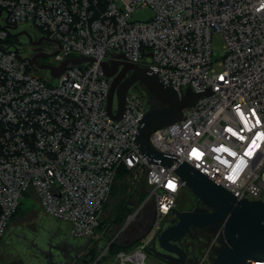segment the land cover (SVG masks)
I'll return each instance as SVG.
<instances>
[{
    "label": "built area",
    "instance_id": "1",
    "mask_svg": "<svg viewBox=\"0 0 264 264\" xmlns=\"http://www.w3.org/2000/svg\"><path fill=\"white\" fill-rule=\"evenodd\" d=\"M141 9L152 16L133 19ZM214 34L224 40L217 66ZM38 54L46 55L40 64L55 67L69 58L93 60L70 62L56 77L30 64ZM116 59L152 70L180 97L188 88L200 94L180 120L150 133L154 149L176 158L173 166L151 161L137 145L149 108L134 85L122 117L108 113L112 79L102 63ZM179 162L238 199L264 203V0H0V242L30 196L45 214L69 222L74 237H94L126 168L144 176L155 204L147 239L116 256L118 264H138L185 186ZM213 251L211 244L200 264H211Z\"/></svg>",
    "mask_w": 264,
    "mask_h": 264
},
{
    "label": "water",
    "instance_id": "2",
    "mask_svg": "<svg viewBox=\"0 0 264 264\" xmlns=\"http://www.w3.org/2000/svg\"><path fill=\"white\" fill-rule=\"evenodd\" d=\"M40 57H46V55H36L29 61L30 64H35L40 69H50L56 77L61 75L70 62L93 60L87 57L69 58L60 67H55L40 64L37 60ZM102 67L104 74L112 79L107 109L113 119L119 120L122 117L127 92L139 81L144 83L149 92L164 104L163 107L149 108L146 111L139 125L136 142L141 153L149 157L151 161L168 167L173 166L176 158L154 149L149 141L150 133L180 120L183 109L192 105L200 94L188 88L186 94L180 97L172 87L165 86L152 70L123 60L104 61ZM115 99L116 113L113 112ZM175 171L185 182V186H188L195 194L197 202L192 210L181 211L176 207L173 209L172 212L177 221L159 234L157 243L161 250L155 242L148 252L168 264H186V252L177 240L186 234L191 225L201 227L220 220L226 244L217 250L211 264H248L250 260L264 259V203L262 201L238 199L229 190L216 184L187 162H179ZM200 201L211 206L213 210L199 212L198 202ZM150 228L151 226L146 232ZM48 264H55V262L50 258Z\"/></svg>",
    "mask_w": 264,
    "mask_h": 264
},
{
    "label": "rangeland",
    "instance_id": "3",
    "mask_svg": "<svg viewBox=\"0 0 264 264\" xmlns=\"http://www.w3.org/2000/svg\"><path fill=\"white\" fill-rule=\"evenodd\" d=\"M151 16V10L141 9L133 14V19L145 20ZM19 40L23 45L26 43L25 36H20ZM212 46L214 50V66H217L224 55V40L220 34L213 35ZM30 72L34 76H40V72L35 70H30ZM42 74L47 77L50 72L45 70ZM53 82H57V80L54 79ZM134 86L144 95L146 102L149 103L150 100H153L152 96L154 95L149 92L144 83L139 81ZM129 180H131L132 185V190L129 192L132 191V195L128 197L130 200L128 206L131 210L125 215L124 219L126 220V216L132 211L141 208L139 217L126 226L123 229L125 230L124 232L119 233V230H122L125 224V220L123 219L120 224L110 223L113 208L109 204L116 202V197L111 193L99 214V224L96 229L98 236L92 241L95 242L94 246L90 248L87 245L83 262L81 260L78 262L80 258L78 256L85 246L83 244L85 238L74 237L71 234L69 222L45 214L38 199L30 196L24 200L22 204L23 210H20L11 220L7 233L0 242V264H48L49 259L46 255L49 253L54 255L55 264H88L85 262L87 258L92 254L95 255V259L99 258L106 252L108 245L112 241L121 245L134 240V238L138 239L135 240L137 242L145 241L147 237L143 236L140 240L139 237L147 233V225L154 214L155 204L149 196V188L140 172H133ZM196 202L197 197L195 194L188 186H184L176 198V208L181 211L192 210ZM156 245L161 250L157 242ZM56 246H59V248ZM135 246L136 244H131L127 251H133ZM148 249L141 256L138 264H168L148 252ZM207 249L208 246H202V250L198 249L201 258L206 256ZM106 253H108V250ZM116 256H109L108 254L106 258L108 257L109 261H112L111 259H116ZM106 258L103 257L98 263L102 264L103 261L106 263ZM123 259L119 260L122 261Z\"/></svg>",
    "mask_w": 264,
    "mask_h": 264
},
{
    "label": "flooded vegetation",
    "instance_id": "4",
    "mask_svg": "<svg viewBox=\"0 0 264 264\" xmlns=\"http://www.w3.org/2000/svg\"><path fill=\"white\" fill-rule=\"evenodd\" d=\"M43 44L47 45L49 44V42H43ZM34 51L35 48L32 45L28 44V55H31L33 57L35 55ZM198 208L199 212H211L213 210L211 206L207 205L203 201L198 202ZM167 220L164 223L162 230H164L167 226L174 225L177 221V218L174 214H171L167 218ZM152 221L153 216H151V219L148 222V227L151 226ZM177 243L186 252V264H200L202 258L198 249L202 250V246L209 247L211 244H213L214 251L207 258L208 262L211 260L213 261L214 257L216 256L217 250L226 244V239L223 235L222 222L218 220L216 222H211L201 227L191 225L186 234L181 239L177 240ZM56 247L59 248V246ZM46 256L48 259L51 258L54 260V255H52L51 253ZM78 257H80V255ZM79 261L80 258L78 259V262Z\"/></svg>",
    "mask_w": 264,
    "mask_h": 264
},
{
    "label": "trees",
    "instance_id": "5",
    "mask_svg": "<svg viewBox=\"0 0 264 264\" xmlns=\"http://www.w3.org/2000/svg\"><path fill=\"white\" fill-rule=\"evenodd\" d=\"M152 97H153V100H150L149 103L147 102V104H149L148 108H157V107H163L164 106V104L158 98H156L154 96H152ZM132 174H133L132 170L122 168L116 176L115 183L113 185L111 193H112V195H114V197H116L117 203L115 202L114 204H111V203L109 204V206L111 205V207L113 208L112 218L110 220V223L115 222L117 224L118 223L120 224L121 221L124 219L125 215L131 210L128 206V203L130 201L128 199V197L132 195V191L129 192L130 190H132L131 180H129V178ZM20 210H23L22 206L13 215L11 220L16 216V214ZM11 220H10V222H11ZM136 242L137 241H135L132 244H136ZM124 248H125L124 245H121V244L115 243V241H112L110 244V247L108 249V253L104 256V258H106V256L108 254H109V256H114V255L116 256ZM92 255L86 259V261H85L86 263L89 264L95 260V255L94 254H92Z\"/></svg>",
    "mask_w": 264,
    "mask_h": 264
},
{
    "label": "crops",
    "instance_id": "6",
    "mask_svg": "<svg viewBox=\"0 0 264 264\" xmlns=\"http://www.w3.org/2000/svg\"><path fill=\"white\" fill-rule=\"evenodd\" d=\"M98 235L97 234H95L94 235V237H92V238H85L84 240H85V242H83V244L85 245L84 246V248H82V252L80 251L79 253H80V260H81V262H83V256L85 255V253H86V251L87 250H85V248L87 247V245L88 246H90V248H92L93 246H94V243L95 242H92V241H94L93 239H95L96 237H97ZM141 237V236H140ZM139 237V238H140ZM135 240H137L136 238H134V240H132V241H129V242H127V243H124V246H125V248L122 250V251H127L128 249H129V246L132 244V242H134ZM112 261H109V259L107 258L106 259V263L103 261L102 262V264H116L117 263V261H116V259L115 258H113V259H111ZM85 264V263H84ZM98 264H101V263H98Z\"/></svg>",
    "mask_w": 264,
    "mask_h": 264
}]
</instances>
